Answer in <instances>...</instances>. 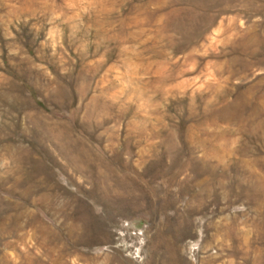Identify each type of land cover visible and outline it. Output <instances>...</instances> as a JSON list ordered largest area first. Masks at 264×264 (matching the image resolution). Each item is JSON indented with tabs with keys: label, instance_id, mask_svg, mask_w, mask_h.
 Here are the masks:
<instances>
[{
	"label": "rangeland",
	"instance_id": "obj_1",
	"mask_svg": "<svg viewBox=\"0 0 264 264\" xmlns=\"http://www.w3.org/2000/svg\"><path fill=\"white\" fill-rule=\"evenodd\" d=\"M0 264H264V0H0Z\"/></svg>",
	"mask_w": 264,
	"mask_h": 264
}]
</instances>
